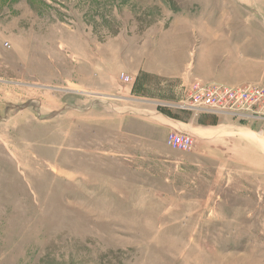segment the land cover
I'll list each match as a JSON object with an SVG mask.
<instances>
[{"label":"rangeland","instance_id":"obj_1","mask_svg":"<svg viewBox=\"0 0 264 264\" xmlns=\"http://www.w3.org/2000/svg\"><path fill=\"white\" fill-rule=\"evenodd\" d=\"M245 40L264 0H0V264H264V122L177 105L264 84Z\"/></svg>","mask_w":264,"mask_h":264},{"label":"built area","instance_id":"obj_2","mask_svg":"<svg viewBox=\"0 0 264 264\" xmlns=\"http://www.w3.org/2000/svg\"><path fill=\"white\" fill-rule=\"evenodd\" d=\"M122 77L129 78L125 74H122ZM191 90L188 96L177 103L183 110L196 112V114L224 112L228 115L264 122V84L262 83L232 86L213 81H196ZM185 128L184 125L179 126L175 133L169 135L167 139L172 147L180 150L193 147L194 136Z\"/></svg>","mask_w":264,"mask_h":264},{"label":"crops","instance_id":"obj_3","mask_svg":"<svg viewBox=\"0 0 264 264\" xmlns=\"http://www.w3.org/2000/svg\"><path fill=\"white\" fill-rule=\"evenodd\" d=\"M215 30H212L211 33H213ZM258 41V40H257ZM264 40H260L257 42L253 41H247L245 40L243 43L237 44V50L242 54L243 49L246 47H250L253 51H251L249 54H244V58L246 62L255 61L256 65L260 66L261 68L264 67ZM262 43V44H261ZM261 49V50H259ZM231 51H227V53H231ZM226 84V83H225Z\"/></svg>","mask_w":264,"mask_h":264},{"label":"trees","instance_id":"obj_4","mask_svg":"<svg viewBox=\"0 0 264 264\" xmlns=\"http://www.w3.org/2000/svg\"><path fill=\"white\" fill-rule=\"evenodd\" d=\"M171 117V116H170ZM174 118V117H173Z\"/></svg>","mask_w":264,"mask_h":264}]
</instances>
